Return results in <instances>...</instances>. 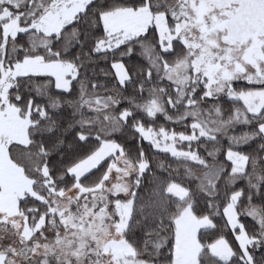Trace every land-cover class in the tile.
Segmentation results:
<instances>
[{
  "label": "snow or ice",
  "instance_id": "6c2138e0",
  "mask_svg": "<svg viewBox=\"0 0 264 264\" xmlns=\"http://www.w3.org/2000/svg\"><path fill=\"white\" fill-rule=\"evenodd\" d=\"M0 264H264V0H0Z\"/></svg>",
  "mask_w": 264,
  "mask_h": 264
},
{
  "label": "trees",
  "instance_id": "16d2710c",
  "mask_svg": "<svg viewBox=\"0 0 264 264\" xmlns=\"http://www.w3.org/2000/svg\"><path fill=\"white\" fill-rule=\"evenodd\" d=\"M171 126V125H170ZM158 159H168V157H158ZM170 163L173 164V166H175V162L174 161H169Z\"/></svg>",
  "mask_w": 264,
  "mask_h": 264
}]
</instances>
